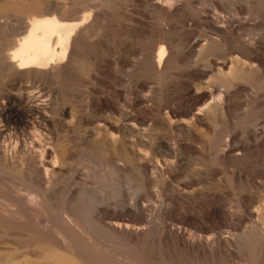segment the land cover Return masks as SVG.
<instances>
[{"label":"bare ground","instance_id":"obj_1","mask_svg":"<svg viewBox=\"0 0 264 264\" xmlns=\"http://www.w3.org/2000/svg\"><path fill=\"white\" fill-rule=\"evenodd\" d=\"M136 1L141 2L0 0V138L14 140L13 146L0 144V175L19 184L1 183L0 241L13 244L0 248V264H208L217 255L229 264H264V207L240 234L221 230L215 221L191 232L183 226L195 225L197 217H176L172 202L166 217L162 209L150 214L136 201L131 208L109 206L103 201L108 199L88 193L85 182L70 186L66 181L73 151L47 134L80 124L88 114L81 113V103L87 110L103 108L116 115L87 132L88 145L97 151L91 156L97 170L92 165L87 171L102 196L109 186L113 197L120 192L128 168L135 173L129 181L134 196L147 197L151 187L168 189L187 150L199 151L219 166L264 154V122L258 128L264 120V41L243 39L242 23L217 14L214 5L212 16L201 8L195 19L209 25L215 36L195 37L189 28L173 25L180 7L191 6L192 0H146V9L159 16L156 24L145 26L153 29L150 40L136 48L131 31L142 25L133 17L139 15L132 9ZM116 39L119 49L106 45ZM103 48L108 56L97 58ZM143 75L147 80H141ZM184 77L190 83L182 92L178 88ZM168 81H175L179 91L161 111L155 103L165 97ZM99 83L107 90L94 98ZM82 90L87 97L79 101ZM240 90L250 99L236 123L243 128L241 141L234 143L237 132L229 122ZM159 128L163 138L156 136ZM202 128L206 134L201 137ZM256 173L247 182L264 200V172ZM171 193L175 199L184 194L180 188ZM29 210L42 213L38 230H33ZM158 221L160 232L153 236ZM149 242L171 246L195 263L167 259L162 247L149 255Z\"/></svg>","mask_w":264,"mask_h":264},{"label":"rangeland","instance_id":"obj_2","mask_svg":"<svg viewBox=\"0 0 264 264\" xmlns=\"http://www.w3.org/2000/svg\"><path fill=\"white\" fill-rule=\"evenodd\" d=\"M145 1L146 0H141V2L136 1L132 4V9H136L135 10L136 12L139 11L138 12L139 15L137 16V14H135V16L133 15V17L135 20L138 19L137 21L141 22L142 24V25H136L133 28L134 30L131 31L134 32L133 34L131 33V37H132L131 39H133L131 40V42L132 45H134L136 48L142 44L147 43L150 40L151 31H153V29L152 27L146 28L145 26L149 24L150 25L156 24L157 18L159 16L157 11L146 9ZM212 5H214L217 8L216 11L217 14H221L226 18L233 19L232 21L235 22L239 21L242 23V27H241L242 29L240 34L242 35L241 37L243 39L264 41V0H237V1L236 0H204V4H202V1L200 0H192L191 6L180 7L176 16L177 20L175 19V23H173V25L176 24L175 27L178 29L183 28V31L189 28L190 31L194 33L195 37H200L202 39L205 38L204 35L211 37L215 36L214 35L215 32L211 28H209V25L199 23L195 19L196 11L201 8H205L206 10H208L209 15L212 16L213 15ZM141 17L144 18H142L141 20ZM144 20L148 22H145ZM118 42L121 43L120 40L116 39L114 41L107 42L106 45L110 44L108 46L112 45L111 47L119 49L120 44ZM101 51H97L95 53L97 58H98L97 55H99V58L100 56L103 58L104 55L108 56L109 52H107L104 48ZM243 61H246V59H244ZM141 80L142 81L147 80L145 75L141 77ZM181 82H182L181 89L180 88L178 89L183 92L185 88L184 85L190 83V80L187 77H184V79L181 78ZM99 84L101 85H97V87L94 89L95 92L93 91V93L95 94L93 95L92 93V96H94V98H97L98 96L103 97V95L106 92L105 90H107L105 85H103L102 83ZM100 86L103 89H101ZM86 89L91 91L90 90L91 87L88 85L86 86ZM178 89L175 86V81H168L165 84L164 87L165 97H163V100L161 102L155 103L158 106L159 105L161 106V107L159 106L161 111H164L165 109L164 107L167 105V103H169L173 99V96L176 95L175 93L179 91ZM218 90L222 91L223 88L218 87ZM85 91L82 90L78 92L79 101L82 100L83 97L84 98L87 97V93ZM259 93H258L259 94L258 97L261 98L260 96L262 95V92L260 91ZM184 98L186 101V97ZM236 99L239 105L237 106V108H233L231 111V121L229 122V128L231 127L230 129H233L235 132H237L238 137L236 136V138L234 139L235 140L234 143L237 142L239 143V141H241L240 134L242 133L243 128L240 127L239 125L236 126V123H238L241 119L240 115L244 107L243 105L247 103V101L250 98L248 96V92L246 93V90H240L236 95ZM189 100L190 99L187 98V102ZM81 105L82 107L80 106V110L83 109L81 110V113L83 111L84 112L88 111V114L84 115L85 117L81 120L82 122L80 124L75 123L71 127H68V129L65 128V130L63 128L56 127L55 129L54 128L50 129L47 134L48 135L47 138L50 139L51 141L54 140L53 142H55L57 140L59 141L61 146L66 147V149L69 151L70 150L73 151L74 156H73V162H71L72 165L71 167L65 168V170L67 171V175H65L66 181L68 180V184H70V186H73L75 183L85 182L86 186L88 185L86 189L87 192L89 191L88 193L92 195L95 194L94 196L98 199L101 197L108 199L107 201L106 200L103 201L108 202L109 206H113L114 203V205H118V207L120 206L124 207L125 205L126 208L127 207L131 208L132 206L131 204L135 203L136 201V203H140L142 206L145 205V207L147 208L146 210L148 211V213L150 212V214L155 209L157 210L162 209L163 211L162 215L165 217H166L165 215L166 213H164V211L169 206L168 204L172 202L171 204V206L173 207L172 213L174 212L173 215H175L176 217L180 215L181 217L182 216L197 217L198 222L196 218L194 220L192 219V221L195 222L193 223L195 225L183 226L186 231H191V232L193 231L199 232L200 230L208 229L209 227H211V225H213L215 221V222H221V224L223 225V227L221 225V230L226 232L231 231V233L240 234L246 227L250 226V223L256 219L257 215H259L260 213V210H262V208L264 207V200L257 199L259 196H258V191L256 189L254 190L255 184L252 185L250 182H247L250 180V177L257 174L256 172L258 173L264 172V154L261 155L258 154L259 156L256 155L258 156L256 157V159L254 156V159L253 157H251L249 159L245 158L246 161L245 159L238 161H229V163H227L226 166H219L214 164L213 161L210 163V161L207 159V156L202 155L199 151L196 152L193 150H187L183 155V160H182L183 163H181L182 165L180 164L181 168H178L179 171L178 170L176 171L177 174L175 173L176 175H174L173 179H171L170 183L167 185L168 189L167 188L162 189L161 187H151L149 190V195L147 197L143 196L142 194L134 196L136 194H133L132 190L129 188V181H133V179L135 178V173L131 168H128L127 171L123 173V176L125 175L127 176H125V178L121 177L119 181L120 183L118 182L119 183L118 186L120 189L118 187L117 188L120 190V192L116 195L117 197L116 196L113 197V194H111L113 190L112 188H110L111 186L106 187L108 193L106 192H105L106 194L101 193L105 196L99 195L98 193H96V188H97L96 183L94 182V180H92V178H90L91 172L89 170L87 171L88 167L92 165L93 167L95 166L94 162L91 161V158L97 155L96 149L94 148L91 149V147L88 145L87 135L90 131L102 125L103 124L102 122L108 119H112L116 117V115L113 116V114H111L110 111H107V109L103 110V108L101 109L96 107H94L95 108L94 109L92 107L91 109L89 108L87 110V107H85V103L83 104L81 103ZM97 109L99 110L100 113L98 112ZM109 114H111V116H109ZM263 122L264 120L259 122L260 125L258 126V128L261 129L262 127L261 123ZM218 129L222 131L221 126H218ZM156 133H157L156 136L158 138L161 137L163 138L164 131H162L160 128L156 131ZM204 134H206V130L202 128L200 132V136L202 137ZM0 139H1L0 144L10 143L12 146L14 145L13 139H9L8 137L5 138L1 137ZM195 147H197V145ZM92 154L94 156H92ZM211 157L213 158V156ZM250 160L253 162H250ZM95 169L97 170L96 166ZM4 176L0 175V189H1V183L3 182L8 184L11 183L9 185L13 188L18 187L19 184L17 182H9L7 181L8 180L7 176L5 177ZM88 177L90 178V180ZM230 177L232 178V180L229 179ZM14 183L16 186H14ZM251 186H253V188ZM177 188L178 189L180 188L181 191L183 190L184 192L181 199H175L177 197H175L174 195L172 196V193L170 194L171 191L173 192L175 190L176 192ZM249 188H252L251 191H253L254 193V194L251 193L250 194L251 196H249L250 193ZM108 196H110L111 198ZM132 197H135V199L136 198L137 199L133 200L134 198ZM173 197H174L173 200H168ZM22 201L24 203L26 202L25 200ZM140 204L137 205L139 206ZM4 207L6 208V206ZM102 208L103 207H101V209ZM212 209L216 210L217 213L216 214L211 213ZM41 214H42L41 211L40 213L34 214L32 211L29 210L28 216L32 218L31 219L32 221L30 223L33 227V230H38L41 227V219H42ZM81 223L83 225L82 221ZM96 223L100 226V228L102 227L101 226L102 224L100 222H96ZM202 223L203 224L205 223L204 227L201 226ZM159 224L160 223L158 221L156 224L153 225L151 230L153 236H155L160 232L158 227ZM197 225L199 226V228L197 227ZM86 227L89 229V224H87ZM8 242L7 240L6 241L1 240L0 248L2 249L3 247V250L9 249L10 247L12 248L13 242L11 240H8ZM150 242L147 245L148 247H146V251L148 252L149 255L157 254L156 252L158 248L162 247L160 248L161 250L159 249L161 251L160 253L164 255L165 258L167 259L171 260L172 258V261H178V262L182 261V263L185 262L195 263V260L193 259L189 260V258L187 259L186 256H183L181 253L176 252L177 250L174 249V251H172L173 249H169L171 248V246H169L168 248L164 244L162 246L157 247L155 244H150ZM165 248L169 250L167 251ZM207 263L229 264L223 255L220 256L217 255L211 259H208Z\"/></svg>","mask_w":264,"mask_h":264}]
</instances>
